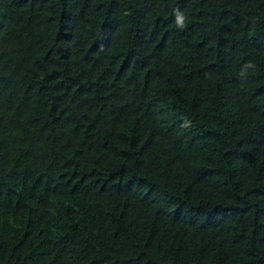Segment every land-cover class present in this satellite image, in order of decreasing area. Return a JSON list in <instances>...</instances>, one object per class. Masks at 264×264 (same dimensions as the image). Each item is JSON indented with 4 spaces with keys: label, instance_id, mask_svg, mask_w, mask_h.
<instances>
[{
    "label": "trees",
    "instance_id": "trees-1",
    "mask_svg": "<svg viewBox=\"0 0 264 264\" xmlns=\"http://www.w3.org/2000/svg\"><path fill=\"white\" fill-rule=\"evenodd\" d=\"M0 264H264V0H0Z\"/></svg>",
    "mask_w": 264,
    "mask_h": 264
},
{
    "label": "clouds",
    "instance_id": "clouds-1",
    "mask_svg": "<svg viewBox=\"0 0 264 264\" xmlns=\"http://www.w3.org/2000/svg\"><path fill=\"white\" fill-rule=\"evenodd\" d=\"M184 17L182 15L177 16V24L182 25Z\"/></svg>",
    "mask_w": 264,
    "mask_h": 264
},
{
    "label": "rangeland",
    "instance_id": "rangeland-1",
    "mask_svg": "<svg viewBox=\"0 0 264 264\" xmlns=\"http://www.w3.org/2000/svg\"><path fill=\"white\" fill-rule=\"evenodd\" d=\"M185 127H188L189 126V123H185V125H184Z\"/></svg>",
    "mask_w": 264,
    "mask_h": 264
}]
</instances>
